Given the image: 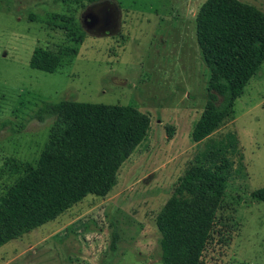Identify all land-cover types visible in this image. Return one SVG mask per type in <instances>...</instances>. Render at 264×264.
<instances>
[{"label":"rangeland","instance_id":"rangeland-1","mask_svg":"<svg viewBox=\"0 0 264 264\" xmlns=\"http://www.w3.org/2000/svg\"><path fill=\"white\" fill-rule=\"evenodd\" d=\"M204 1L0 0V172L37 159L52 123L33 117L42 101L131 105L150 119L106 197L0 246V264H162L155 217L195 162L228 180L201 264H264V202L251 194L264 186V61L232 118L193 143L208 97L195 35ZM241 1L264 11V0ZM87 13L103 25L86 26ZM36 47L59 55L54 72L30 65Z\"/></svg>","mask_w":264,"mask_h":264},{"label":"trees","instance_id":"trees-1","mask_svg":"<svg viewBox=\"0 0 264 264\" xmlns=\"http://www.w3.org/2000/svg\"><path fill=\"white\" fill-rule=\"evenodd\" d=\"M195 31L209 70L207 101L191 131L198 143L232 118L235 100L263 63L264 11L241 0H205ZM30 65L54 72L60 57L36 47ZM33 117L52 123L34 162L11 159L0 172V246L55 220L87 195L106 197L150 126L134 106L69 99L42 101ZM227 181L222 171L199 162L177 178L155 217L162 264L202 263ZM251 194L264 202V186Z\"/></svg>","mask_w":264,"mask_h":264},{"label":"flooded vegetation","instance_id":"flooded-vegetation-1","mask_svg":"<svg viewBox=\"0 0 264 264\" xmlns=\"http://www.w3.org/2000/svg\"><path fill=\"white\" fill-rule=\"evenodd\" d=\"M82 19L83 23L88 27H98L100 25H103L102 19L98 15L96 16L92 13L83 14Z\"/></svg>","mask_w":264,"mask_h":264}]
</instances>
